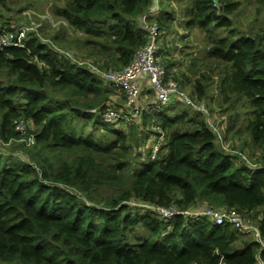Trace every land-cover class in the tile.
Segmentation results:
<instances>
[{
  "label": "trees",
  "instance_id": "trees-1",
  "mask_svg": "<svg viewBox=\"0 0 264 264\" xmlns=\"http://www.w3.org/2000/svg\"><path fill=\"white\" fill-rule=\"evenodd\" d=\"M35 4L0 0V32L18 26L9 17L13 6L21 14ZM153 4L64 0L53 8L61 21L52 32L38 26L26 32L25 47L0 48V144L11 145L0 148V264H255L264 259V164L237 161L222 148L205 114L186 104L177 108L172 101L143 112L131 126L104 121L109 103L115 99L121 106L116 89L52 45H75L104 66L127 65L146 41L141 15ZM239 4L222 0L213 7L211 0H190L183 11L186 26L212 32L208 57L218 61L216 96L207 83L209 71L192 82V93L209 98L211 110L216 100L226 115L227 139L245 135L242 145L264 149V18L260 27L236 32L231 15ZM175 12L165 6L155 19L170 31ZM215 28L230 31L224 35ZM71 30L78 35L71 37ZM20 118L34 144L20 140ZM151 135L156 139L148 145ZM153 139L160 140L154 157ZM96 157L109 161L104 165ZM105 185H115L117 192L99 196ZM137 200L182 208L235 207L257 224L261 239L206 216L161 220L131 203Z\"/></svg>",
  "mask_w": 264,
  "mask_h": 264
},
{
  "label": "built area",
  "instance_id": "built-area-1",
  "mask_svg": "<svg viewBox=\"0 0 264 264\" xmlns=\"http://www.w3.org/2000/svg\"><path fill=\"white\" fill-rule=\"evenodd\" d=\"M221 1L222 0H211V5L213 7H218ZM159 3L160 0H154L153 6L141 15V22L146 31V41L144 45L135 51L132 60L127 65L106 69L98 62L95 63L91 58H84L68 48H63L53 43L52 45L73 62L90 67L97 75L103 77L107 84L114 87L116 91L122 93L124 96V104L121 106L116 104V106V101L113 98L114 102L112 101L109 103L102 111L104 121L113 123L131 118L139 121L143 112L150 113L159 110L162 106L172 101H182L186 105L200 110L205 114L209 127L216 133L217 139L225 151L236 155L240 161H246L252 166L264 164V161L261 159H258V161L253 159L254 162H252L246 159L242 153L235 152L232 140L231 138H226L224 130L226 115L220 114L217 106L212 105L217 109V112L211 110L207 105V103L210 102L209 98L200 99L196 93L182 89L179 84V69L173 72L167 71L163 56L161 55V50L163 46H168L170 41L174 40V34L164 27H161L155 19L162 10ZM33 29L36 28L34 26L21 25L10 32H0V48L9 46L25 47L24 37L26 32ZM43 39L51 43L50 39ZM143 76H146L148 79L155 95L154 99L150 101H146L143 98L144 102L141 99L143 93L141 78ZM16 128L21 134L22 138L20 140H25L29 145L35 143V137L33 134L29 133L27 122L24 118L16 120ZM152 146L153 152L151 156L154 157L160 147V140H155ZM131 203L141 205L151 210L161 220H173L179 215L192 219L206 216L214 223H230L240 231L251 232L257 239H261L257 224L247 218L242 211L235 207H218L202 204L182 208L179 204L174 202L169 205H158L139 200L131 201ZM261 260L262 259L259 258L255 264H264V261ZM220 264L225 263L221 262Z\"/></svg>",
  "mask_w": 264,
  "mask_h": 264
},
{
  "label": "rangeland",
  "instance_id": "rangeland-1",
  "mask_svg": "<svg viewBox=\"0 0 264 264\" xmlns=\"http://www.w3.org/2000/svg\"><path fill=\"white\" fill-rule=\"evenodd\" d=\"M28 1V0H27ZM64 0H36V4L30 7L29 9L22 10L21 14L15 13L16 6H13L12 14L9 17H13L16 20L15 24L19 26H34L35 28L38 26L42 28L44 33L52 32V28H56V26L60 23V19H56L53 16V8L55 4L62 3ZM168 3L166 5L165 0H160V8L163 9L167 6L170 10H175L176 20L174 21L172 28L169 32L173 33L174 35V44H171V48L173 47L172 53L170 55V62L174 63V67L176 69L182 70L179 75V84L182 89L185 91H192V82L200 76L204 71H209L211 73L207 83L210 86L211 95L215 93L216 96V89H217V77H218V66L217 60L210 59L208 57V51L210 50L211 45V35L207 29H203L199 26H186L184 21L185 18L183 11L190 5V0H172L174 3ZM236 1V0H233ZM239 1L238 8L234 11L231 15L232 18V29L236 32L238 31H247L253 27H260L258 24L263 21L264 18V3L262 0H237ZM15 7V8H14ZM178 11V12H177ZM60 20V21H59ZM215 32L222 33L224 35H228L230 29L229 28H215ZM44 36L43 33L40 32V36ZM78 34L70 32L71 37H76ZM74 38H71L73 40ZM59 44V43H57ZM184 44L185 46H183ZM63 48H68L78 55L85 57L83 53V49L76 47L75 45H68V44H60ZM95 63L98 62L104 68H113V66H104L105 62L100 59L91 58ZM165 63V61H164ZM166 64V63H165ZM169 67V66H168ZM170 68V67H169ZM58 94L61 92L58 91ZM60 96V95H59ZM62 96V95H61ZM117 101L120 105L124 103V96H118ZM176 107H184L185 103L182 101H178L176 103ZM212 105L217 106L216 100L212 102ZM217 112V109L214 110ZM134 118L123 120L122 124L125 126H131L133 123ZM155 138L156 136L151 135L148 140L151 141V138ZM233 137V136H232ZM245 137V135H244ZM240 138L238 136H234L232 140L234 151L237 153H242L246 159L249 161L254 162L253 159L257 160L261 158V154L263 153L264 149L255 148L254 146H250L248 144L242 145V142L245 138ZM154 140L153 143H154ZM230 140V141H231ZM249 142V141H248ZM149 145V144H148ZM11 145H4L0 144L1 147L9 148ZM235 146V147H234ZM143 151L146 152L147 148L146 145L141 147ZM139 158V157H138ZM95 161L99 162L102 161L104 165L107 164L109 161L103 157H96L94 158ZM239 158H236V160ZM237 160V161H238ZM110 166V162L106 167ZM115 185H105L99 188L100 193L99 196H106L108 194H114L117 192Z\"/></svg>",
  "mask_w": 264,
  "mask_h": 264
},
{
  "label": "crops",
  "instance_id": "crops-1",
  "mask_svg": "<svg viewBox=\"0 0 264 264\" xmlns=\"http://www.w3.org/2000/svg\"><path fill=\"white\" fill-rule=\"evenodd\" d=\"M165 2L167 4V1L166 0H165ZM172 3H174V2L172 1ZM171 44H174V42L173 41H170V44L168 46H163L164 48L161 51L162 52L161 55L163 56V60L165 61V63L167 65L168 64L170 65V63H171L169 61L170 60V55H171L172 50H173V47L171 48ZM182 45L185 46L184 44H182ZM171 70H176V68L174 67V64L173 65H170V71ZM180 72H182V70H180ZM141 81H142V84H143V90H142L143 93H142V97H141L142 101L144 102L143 98L146 101L153 100L154 97H155V95H154V93L152 91V88H151L150 83L148 82V79L146 78V76H143L141 78ZM121 95H122V93H120V92L117 91V94L114 97L117 98L118 96H121ZM261 261H264V259H262Z\"/></svg>",
  "mask_w": 264,
  "mask_h": 264
}]
</instances>
